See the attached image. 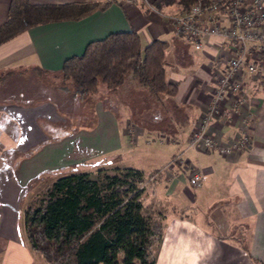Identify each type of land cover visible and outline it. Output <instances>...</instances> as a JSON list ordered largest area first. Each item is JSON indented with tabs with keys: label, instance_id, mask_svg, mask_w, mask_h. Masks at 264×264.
<instances>
[{
	"label": "crops",
	"instance_id": "obj_1",
	"mask_svg": "<svg viewBox=\"0 0 264 264\" xmlns=\"http://www.w3.org/2000/svg\"><path fill=\"white\" fill-rule=\"evenodd\" d=\"M10 1L0 0V25L7 19ZM29 1L98 2L103 7L78 19L32 25L0 43V264H48L30 247L23 222L31 201L25 181L57 160L55 141H49L38 123L52 116L53 105L46 101L54 99L55 86L47 77L61 76L64 60L81 54L89 41L130 29L139 33L142 47L155 38L168 42L165 77L177 84L176 93L160 108L134 81L119 89V94L143 92L152 101L139 109L138 117L147 123L149 111L158 109L157 120L166 121L173 136L166 137L167 149L161 151L171 152L165 164L170 168L152 169H158L160 177L144 193L143 210L148 212L152 205L164 214L154 264H264V71L244 72L243 102L235 104L238 95L228 94L208 124L209 136L228 144L240 135L245 117L249 142L244 149L221 154L201 142L191 146L190 136L208 110L216 75L224 68L216 57H226V42L209 36L201 48H194L174 30L172 16L182 9L175 2ZM116 101L117 110H127L126 115L119 111L117 121L129 123L131 116L137 117L133 98ZM114 111L103 110L102 117L108 118L107 112L113 119ZM40 141L53 145L32 150ZM41 152L48 160L34 163L31 159ZM175 156L191 168L171 169ZM192 171L201 172V186H193Z\"/></svg>",
	"mask_w": 264,
	"mask_h": 264
},
{
	"label": "trees",
	"instance_id": "obj_2",
	"mask_svg": "<svg viewBox=\"0 0 264 264\" xmlns=\"http://www.w3.org/2000/svg\"><path fill=\"white\" fill-rule=\"evenodd\" d=\"M156 1L185 8L196 0ZM98 7L103 4L11 0L0 25V43L32 25L78 19ZM167 46L166 40L155 38L142 47L134 29L110 32L89 41L81 54L67 57L61 77L70 79L81 97L95 93L99 81L110 90L134 81L160 106L177 90L165 77ZM84 105L92 110L91 101ZM153 172L158 179L160 171ZM143 180L142 170L118 166L112 172L100 168L94 176L88 171L57 176L24 211L30 247L48 264H154L151 248L161 239V226L143 210Z\"/></svg>",
	"mask_w": 264,
	"mask_h": 264
},
{
	"label": "rangeland",
	"instance_id": "obj_3",
	"mask_svg": "<svg viewBox=\"0 0 264 264\" xmlns=\"http://www.w3.org/2000/svg\"><path fill=\"white\" fill-rule=\"evenodd\" d=\"M47 78L52 80L55 86L54 99L49 97L50 101H46L53 105L52 116L48 119H41L38 123L49 141H55L57 160L55 164H47L46 172H40L25 181V191L31 198L30 204L43 195L46 187L57 176L73 171H88L94 176L100 168L112 172V169L117 165L144 170V193L145 190L153 188L159 178H155L156 173L152 169L170 168L165 164L170 159L171 152L163 153L161 151L163 148L167 149L164 143L166 137L172 140L173 136H171L172 132L169 133L170 127L166 125V121L160 123L157 120L155 112L158 109L149 111L151 117L147 119V123L138 117L139 109L147 107L152 100L143 97V92L137 94L132 91L133 94L131 92L119 94L120 88L110 90L100 81L95 93L81 97L70 79L64 80L61 76ZM47 78H41V81ZM52 95L50 94V96ZM117 98L122 101L125 98H133L136 101L137 117L131 116L129 123L117 121L118 116L116 115H119V111L127 114V110H117L114 106L117 103ZM89 101H91L92 110L89 105H84ZM81 106H83L82 109ZM102 107L103 110L107 109L109 112L116 111L113 119L107 112L109 117L106 119L102 117L105 115L101 113ZM135 121L138 122V127L134 125ZM163 132L166 133L165 137L161 136ZM46 144L51 143L40 141L34 145L32 150L39 152ZM42 154L43 152L36 153L31 160H34V163L46 162L48 159L44 158ZM171 165L174 166L171 169L191 168L187 161L176 156L171 160ZM11 170L14 172V169H8L9 174ZM158 209L150 205L148 212H144L152 223L161 226L164 214ZM156 245L157 241L155 240L151 248L153 252Z\"/></svg>",
	"mask_w": 264,
	"mask_h": 264
},
{
	"label": "built area",
	"instance_id": "obj_4",
	"mask_svg": "<svg viewBox=\"0 0 264 264\" xmlns=\"http://www.w3.org/2000/svg\"><path fill=\"white\" fill-rule=\"evenodd\" d=\"M124 1L137 3L140 0ZM172 23L175 32L194 48H201L209 36L227 43L226 57H216L224 68L216 75L209 108L199 118L188 144L195 146L201 142L221 154L243 150L249 142L245 117L241 119L240 135L228 144L214 140L207 128L228 94L238 95L235 104L243 102V73L264 71V0H196L175 13ZM190 179L194 187H199L203 177L201 172L192 171Z\"/></svg>",
	"mask_w": 264,
	"mask_h": 264
}]
</instances>
